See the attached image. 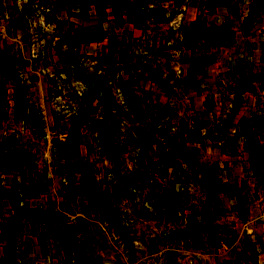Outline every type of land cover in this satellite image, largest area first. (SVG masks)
I'll list each match as a JSON object with an SVG mask.
<instances>
[{
	"label": "rangeland",
	"instance_id": "374dc122",
	"mask_svg": "<svg viewBox=\"0 0 264 264\" xmlns=\"http://www.w3.org/2000/svg\"><path fill=\"white\" fill-rule=\"evenodd\" d=\"M136 1L0 0V264H264L262 153L196 89L235 26Z\"/></svg>",
	"mask_w": 264,
	"mask_h": 264
},
{
	"label": "crops",
	"instance_id": "0c3cea01",
	"mask_svg": "<svg viewBox=\"0 0 264 264\" xmlns=\"http://www.w3.org/2000/svg\"><path fill=\"white\" fill-rule=\"evenodd\" d=\"M152 1L148 0L150 9L155 7ZM154 1L158 2V0ZM256 1L160 0L159 3L166 10L162 9V14L169 17V13L175 11L177 14L173 24L187 31L221 28L228 23L235 26L236 33L229 46L216 48L209 53H199L204 58H211V62L204 65L200 74V87L196 88L201 93L198 97L200 114L210 123L214 118H218L217 116H223L230 105L234 104V100H238L240 108L232 118L233 131L243 129L239 141L242 139L245 144L248 137L252 139V143L262 153L264 161V11L252 23H248L246 19ZM133 2L134 0L128 5L138 6V1ZM107 19L109 21L111 17L108 16ZM164 24V22L160 23V25ZM130 26L138 27L133 20L130 21ZM204 39L201 38V41L204 42ZM236 74L241 75L242 80H236ZM223 146L221 150L225 149ZM242 150H244L243 158H247L248 152L245 148ZM238 158L240 156H235L233 159ZM248 172V168L239 167L238 163L233 164L228 184L239 186L238 182L248 179ZM93 221L98 224L99 230V219L95 218Z\"/></svg>",
	"mask_w": 264,
	"mask_h": 264
},
{
	"label": "trees",
	"instance_id": "16d2710c",
	"mask_svg": "<svg viewBox=\"0 0 264 264\" xmlns=\"http://www.w3.org/2000/svg\"><path fill=\"white\" fill-rule=\"evenodd\" d=\"M224 27V26H223ZM212 29H219V28H212ZM211 31L210 29L208 31H200L199 35L197 36L198 39L204 38V37H211ZM196 37V38H197ZM197 39V40H198ZM82 182H86L87 179L86 178H82L81 179ZM87 197L97 206H108V203L106 200H104L101 195L99 194V192L93 187L91 188L89 191H87ZM22 218H30V214H15L13 215V217L11 218L10 222H9V229L13 230L14 226L17 224V222L22 219Z\"/></svg>",
	"mask_w": 264,
	"mask_h": 264
},
{
	"label": "water",
	"instance_id": "95a60500",
	"mask_svg": "<svg viewBox=\"0 0 264 264\" xmlns=\"http://www.w3.org/2000/svg\"><path fill=\"white\" fill-rule=\"evenodd\" d=\"M84 186L91 189V183L89 181L84 182Z\"/></svg>",
	"mask_w": 264,
	"mask_h": 264
}]
</instances>
